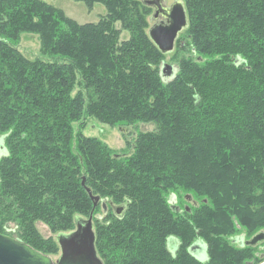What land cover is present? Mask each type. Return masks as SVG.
<instances>
[{
	"label": "trees",
	"instance_id": "16d2710c",
	"mask_svg": "<svg viewBox=\"0 0 264 264\" xmlns=\"http://www.w3.org/2000/svg\"><path fill=\"white\" fill-rule=\"evenodd\" d=\"M74 1L106 14L80 24L45 0H0V229L40 250L52 238L37 222L68 233L93 212L103 264H264L235 241L264 231V0H180L173 63L146 0ZM23 33L46 59L22 55ZM88 117L128 129L126 153L85 135Z\"/></svg>",
	"mask_w": 264,
	"mask_h": 264
},
{
	"label": "water",
	"instance_id": "95a60500",
	"mask_svg": "<svg viewBox=\"0 0 264 264\" xmlns=\"http://www.w3.org/2000/svg\"><path fill=\"white\" fill-rule=\"evenodd\" d=\"M164 0H146L145 4L152 6V19L157 20L161 15L166 19V24L155 23L149 28V37L162 53L172 52L178 33L187 27V14L183 3L173 2L170 6H164ZM166 70H168L166 72ZM162 74L166 77H172V68L168 64L162 66ZM121 132H125V128ZM91 200L96 206L100 198L94 196L88 187H85ZM185 200L193 206L198 203L190 196L186 195ZM175 196L171 195L169 202L172 210L178 211L175 205ZM189 211V206H186ZM75 229L68 233H59L56 240L60 247V255L56 261H52L48 256L43 255L29 245L18 239L12 238L0 232V264H103L96 249V236L93 223V213L88 218L76 217ZM236 241L246 246H256L264 242V231H259L250 239L242 242L241 237ZM207 246L197 240L190 247V252L200 261L207 259Z\"/></svg>",
	"mask_w": 264,
	"mask_h": 264
},
{
	"label": "rangeland",
	"instance_id": "374dc122",
	"mask_svg": "<svg viewBox=\"0 0 264 264\" xmlns=\"http://www.w3.org/2000/svg\"><path fill=\"white\" fill-rule=\"evenodd\" d=\"M48 3H51L60 9H62L65 14L77 21L80 24L83 23H89V22H97L99 18L103 15L106 14V8L99 3L94 4L92 9H88L84 3L81 2H75L74 0H45ZM179 1V0H165L164 6H170L173 2ZM149 20V27L154 25V20H152V16L147 17ZM157 23V22H156ZM117 28H120L119 24H116ZM182 35V34H181ZM129 37V32L127 31H122L121 34V39H127ZM18 50L22 53L23 56L29 59H35V58H41V59H46L45 56L41 55L40 52V43H39V38L36 34H31V33H23L20 36L19 44L17 45ZM173 53H169L167 56V62L168 63H173L171 61ZM174 66V64H172ZM78 123L74 124V130L78 128ZM83 130V133L87 136L91 137H97L101 141L107 144L114 152L117 154H123L126 153V141L124 140V136L122 135L121 128L120 127H112L107 124L100 123L99 121L88 117L87 119L84 120V124L81 127ZM141 129H146V126L141 125ZM149 129V127H148ZM130 131L128 129H125V136L129 137ZM132 139V138H131ZM5 153L4 148H3V143L2 139L0 138V157ZM176 200V198H175ZM178 200V205H184L186 206V202L183 199ZM191 205V203H188ZM36 227L40 234L42 235L43 238H52L51 241L49 242H44V248H40V250H37L38 252L42 253L43 255L48 256L52 261H56L57 258L60 255V247L59 244L56 242V236L57 233L51 232L50 228L43 224L42 222H37ZM245 228L240 227L238 235L245 237V239L249 238L254 232L258 231H253V232H244ZM0 232L8 235L12 238L18 239V231L16 230V227L14 226L13 223L6 224L5 226H2V229H0ZM176 240L174 238H170L168 240V248L170 250L174 251V245H176ZM254 252L257 253V259L260 257H264V242L263 244H258L253 247ZM35 249V248H34ZM253 252V254H254ZM264 260V258H262ZM264 262V261H263Z\"/></svg>",
	"mask_w": 264,
	"mask_h": 264
},
{
	"label": "flooded vegetation",
	"instance_id": "af4514ba",
	"mask_svg": "<svg viewBox=\"0 0 264 264\" xmlns=\"http://www.w3.org/2000/svg\"><path fill=\"white\" fill-rule=\"evenodd\" d=\"M164 23V24H166V19L164 18V17H162L161 15L159 16V18L157 19V20H154V24L155 23ZM102 206H103V208H104V210H108V207H107V205L106 204H102ZM117 209V208H116ZM116 209H114L113 210V213H114V215L116 216H122L123 215V210H122V208H118L117 210ZM95 224V223H94ZM240 242V241H239ZM244 244V243H243ZM262 258V257H261Z\"/></svg>",
	"mask_w": 264,
	"mask_h": 264
},
{
	"label": "bare ground",
	"instance_id": "6f19581e",
	"mask_svg": "<svg viewBox=\"0 0 264 264\" xmlns=\"http://www.w3.org/2000/svg\"><path fill=\"white\" fill-rule=\"evenodd\" d=\"M134 136V135H133ZM82 185H84V179H82ZM86 187V186H85ZM117 210V209H116ZM91 213H93V212H91ZM241 238H242V242H244L245 240H244V238L241 236ZM250 239V238H249ZM248 240V239H247ZM236 241V240H235ZM261 244V243H260ZM245 245V244H244ZM246 246V245H245ZM252 247H254V246H252ZM197 260H199L197 257H195ZM200 261V260H199Z\"/></svg>",
	"mask_w": 264,
	"mask_h": 264
}]
</instances>
